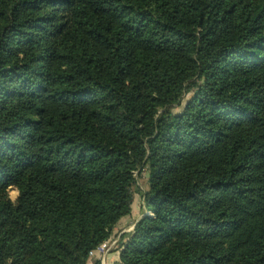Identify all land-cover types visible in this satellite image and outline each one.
Listing matches in <instances>:
<instances>
[{
	"label": "trees",
	"instance_id": "1",
	"mask_svg": "<svg viewBox=\"0 0 264 264\" xmlns=\"http://www.w3.org/2000/svg\"><path fill=\"white\" fill-rule=\"evenodd\" d=\"M144 167L116 264H264V0H0V264H87Z\"/></svg>",
	"mask_w": 264,
	"mask_h": 264
},
{
	"label": "rangeland",
	"instance_id": "2",
	"mask_svg": "<svg viewBox=\"0 0 264 264\" xmlns=\"http://www.w3.org/2000/svg\"><path fill=\"white\" fill-rule=\"evenodd\" d=\"M191 92H186L183 95L182 103L180 106L175 105L172 107L173 112H177L181 109L182 105L185 103L187 99H189ZM148 178H149V169L144 167L140 171L135 173V183L131 187V192L133 194L132 201V212L129 217L122 219L120 222L116 224L113 228L110 241L107 246H110V251L114 248L118 249V241L122 234H125L132 230L134 223L139 219L142 214H148L150 211L146 209V204L144 200V192L148 189ZM17 195L16 190H10L9 196L12 200L15 199ZM97 264H110L108 260H104L103 262L99 260L98 257Z\"/></svg>",
	"mask_w": 264,
	"mask_h": 264
},
{
	"label": "crops",
	"instance_id": "3",
	"mask_svg": "<svg viewBox=\"0 0 264 264\" xmlns=\"http://www.w3.org/2000/svg\"><path fill=\"white\" fill-rule=\"evenodd\" d=\"M98 256V253H93L87 264H95V262L98 261ZM106 257V260H108L110 264H116L119 259V250H117V248H114L111 251L108 250Z\"/></svg>",
	"mask_w": 264,
	"mask_h": 264
},
{
	"label": "built area",
	"instance_id": "4",
	"mask_svg": "<svg viewBox=\"0 0 264 264\" xmlns=\"http://www.w3.org/2000/svg\"><path fill=\"white\" fill-rule=\"evenodd\" d=\"M149 214V213H148ZM110 249V246H106V247H100L98 248L94 253H98V257L100 262L106 260V254L108 252V250Z\"/></svg>",
	"mask_w": 264,
	"mask_h": 264
},
{
	"label": "water",
	"instance_id": "5",
	"mask_svg": "<svg viewBox=\"0 0 264 264\" xmlns=\"http://www.w3.org/2000/svg\"><path fill=\"white\" fill-rule=\"evenodd\" d=\"M143 215H145V214H142V215L139 217V219H140ZM137 221H138V220H137Z\"/></svg>",
	"mask_w": 264,
	"mask_h": 264
},
{
	"label": "clouds",
	"instance_id": "6",
	"mask_svg": "<svg viewBox=\"0 0 264 264\" xmlns=\"http://www.w3.org/2000/svg\"><path fill=\"white\" fill-rule=\"evenodd\" d=\"M150 214V213H149Z\"/></svg>",
	"mask_w": 264,
	"mask_h": 264
}]
</instances>
